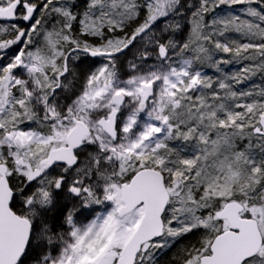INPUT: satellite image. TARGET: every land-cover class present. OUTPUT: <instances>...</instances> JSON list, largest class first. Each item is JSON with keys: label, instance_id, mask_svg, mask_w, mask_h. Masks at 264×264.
<instances>
[{"label": "rangeland", "instance_id": "374dc122", "mask_svg": "<svg viewBox=\"0 0 264 264\" xmlns=\"http://www.w3.org/2000/svg\"><path fill=\"white\" fill-rule=\"evenodd\" d=\"M115 109L112 138L99 121ZM263 115L264 0H22L0 20V164L32 225L19 264H116L144 215L118 214L122 184L143 168L170 198L135 264H199L229 201L264 239ZM76 120L77 164L42 165Z\"/></svg>", "mask_w": 264, "mask_h": 264}, {"label": "water", "instance_id": "95a60500", "mask_svg": "<svg viewBox=\"0 0 264 264\" xmlns=\"http://www.w3.org/2000/svg\"><path fill=\"white\" fill-rule=\"evenodd\" d=\"M19 0L12 2L0 12V19L13 21ZM34 8L28 9L27 20L32 19ZM149 89L151 86H146ZM123 96L116 98L122 102ZM118 110H113L108 119H101L99 125L112 138L117 135L116 118ZM264 127V115L261 117ZM90 134V127L76 120L66 136V146L51 150L41 164L53 166L77 164L75 151ZM8 168L0 164V264H19L30 241L32 227L28 219L11 209L13 190L7 178ZM170 195L165 186L164 175L155 169L145 168L134 174L128 183L122 184L120 216L132 212L143 205L144 215L139 226L120 252L116 264H135L144 244L160 238L164 232L162 216L167 208ZM244 205L237 201L227 202L216 212V217L228 222V229L219 233L210 245V254L201 257L199 264H244L255 257L263 245V236L258 222L242 217ZM113 255H107L101 264H111Z\"/></svg>", "mask_w": 264, "mask_h": 264}, {"label": "trees", "instance_id": "16d2710c", "mask_svg": "<svg viewBox=\"0 0 264 264\" xmlns=\"http://www.w3.org/2000/svg\"><path fill=\"white\" fill-rule=\"evenodd\" d=\"M11 208H12V210L15 212V213H17L18 215H20V216H23L15 207H14V205L12 204V202H11ZM63 213H64V211L63 210H60L59 212H56L55 213V215H54V223H58L59 221H61L62 220V218H64V216H63ZM24 217V216H23ZM53 223V224H54ZM184 239V238H183ZM183 242L182 243H184L185 241L184 240H182ZM182 245V244H181ZM178 252V251H177ZM176 252V253H177ZM177 255V254H176ZM176 255H174V257L176 258L177 256ZM169 256H171V255H169Z\"/></svg>", "mask_w": 264, "mask_h": 264}, {"label": "flooded vegetation", "instance_id": "af4514ba", "mask_svg": "<svg viewBox=\"0 0 264 264\" xmlns=\"http://www.w3.org/2000/svg\"><path fill=\"white\" fill-rule=\"evenodd\" d=\"M15 1H16V0H15ZM21 2H22V0H19V3H18L17 8H16V14H17L18 10L21 9ZM24 6H25V8H26V10H27V13H28V9H29L28 4L25 3Z\"/></svg>", "mask_w": 264, "mask_h": 264}]
</instances>
